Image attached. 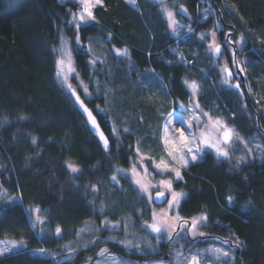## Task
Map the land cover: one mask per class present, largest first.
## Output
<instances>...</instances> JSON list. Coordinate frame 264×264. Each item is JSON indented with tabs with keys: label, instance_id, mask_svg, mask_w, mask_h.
I'll list each match as a JSON object with an SVG mask.
<instances>
[{
	"label": "trees",
	"instance_id": "16d2710c",
	"mask_svg": "<svg viewBox=\"0 0 264 264\" xmlns=\"http://www.w3.org/2000/svg\"><path fill=\"white\" fill-rule=\"evenodd\" d=\"M101 1L93 10L96 21L79 30L83 44L81 47L74 44L72 49L76 68L85 82H92V71L88 63L90 55L83 45L93 35L108 40L107 36L112 34V41L119 47L130 45L138 69L153 67L162 83L171 84L174 98L188 101L190 92L184 80L200 81L201 70H205L209 96L234 114L232 119L239 128L253 132V122L244 119L235 89L211 86L218 75L205 60L203 44L194 32L172 38L165 18L150 0H137L148 19L147 25L140 13L124 0ZM198 2L185 1L187 15L181 14L186 21H190ZM211 2L223 26L233 30L235 37L240 34L247 39L240 57L244 58L248 80L256 95L263 97L264 0ZM71 9L75 10L76 4L60 0H0V183L8 189L9 197L23 194V207L4 210L6 202L0 201V239H22L29 250L21 255L0 257V264H56L65 255L63 245L75 238L85 223H99L104 213L110 214L98 209L103 202L110 208L115 203L112 196L116 195L112 193L116 185L110 176L116 172V166L127 167L136 156V132L127 131L118 138L111 135L108 115L97 114L94 100H85L110 141V149L105 151L56 79L53 48L58 44L62 25L67 36L74 40L73 28L65 23ZM193 24L200 30L208 27ZM176 43L187 54L180 52L179 61L169 48ZM225 58L228 62L232 60L228 52ZM100 102L103 104L104 99L100 98ZM261 124L264 127V119ZM33 137L36 144L31 142ZM67 163L76 165L80 171L72 173ZM182 176V181L173 182L174 190L187 194L180 201L179 215L189 220L202 213L208 217V226L201 228L206 235L189 236L190 242L203 238L194 245L206 247L229 239L231 247L240 250L234 251V264H264V161L253 160L237 169L205 151L203 159L183 170ZM120 180L124 187L129 181L123 176ZM97 189L99 196L93 199ZM131 189L134 192L135 188ZM229 196L233 198L231 204ZM133 199L132 193H124L119 202L121 208L117 209L134 214ZM32 206L46 212L50 230L57 225L62 228V238L50 233L41 235L28 226L24 209ZM237 238L239 246L233 243ZM163 245L162 249L167 251L168 243ZM40 248L55 256L35 253ZM102 248L134 260L169 262L159 253L139 254L118 242L102 240L79 250L71 264H83L88 256L95 260Z\"/></svg>",
	"mask_w": 264,
	"mask_h": 264
},
{
	"label": "rangeland",
	"instance_id": "374dc122",
	"mask_svg": "<svg viewBox=\"0 0 264 264\" xmlns=\"http://www.w3.org/2000/svg\"><path fill=\"white\" fill-rule=\"evenodd\" d=\"M150 1L153 4L157 5L158 11L165 18L167 23L166 25L167 30L169 32V35L172 36V38H178L184 36L185 34L191 33L187 31V26H191L198 41L201 44H203L202 52L204 53L205 60L209 61L208 63L213 67V69H215L218 75V80L217 81L214 80L213 81L214 83L211 86L214 87L216 86V88L218 87L227 88V89L232 88L229 85H225L221 83V78L223 73H221L219 68L217 67V65L223 66V64L226 61L228 67L234 70L235 64L233 63V59L231 60V62H228L227 59L225 58L227 52L230 53L231 58H233V53L235 54L236 60L239 62L240 66L243 67L244 69L243 73L247 74V68L244 62V58L240 57V51L246 45L247 39L243 36L244 38L243 43H239L238 41L240 40L241 35L237 34V37H235L236 33L233 30L227 29L228 27L226 28L223 26V24L218 19L215 5L212 4L211 2L212 0H199V2L196 5L195 13L194 14L192 13L193 16L190 18V21H186L183 15L181 14L182 12L180 11V6L182 5L184 7L186 0H165L169 8H171L174 12L177 13L176 19L179 21V23L185 25V28L178 30V35H173L170 27L168 26L166 17L161 12L160 7L158 6V0H150ZM60 2L62 3L73 2L74 4H76V9L75 10L71 9V11L76 12L79 10L76 0H60ZM136 4L139 10L133 8L132 6L131 7L140 13L143 23L147 25L148 19H146V15L145 16L143 15L144 13L141 10V7L138 4L137 0H136ZM205 9H208V11L205 12L204 11ZM205 16H207L206 20L204 19ZM65 20H66L65 23L72 27L71 24L67 23V21L71 20L70 14L68 15V18ZM193 22L197 23L198 25L205 24L208 27L206 29L200 30L194 27ZM213 30H215L216 32V42L218 44H222L224 48V51L222 52L220 59L215 58L214 56H211L210 58L211 54L207 50V45L208 43L211 42V32ZM200 33L206 34L203 40L200 39ZM109 35L111 36V39H109ZM109 35L107 36V39L109 41L105 40L100 36L93 35L89 38L88 42L83 45L86 51L88 45L89 44L91 45L92 52L91 54H89L90 60L93 58H99V61H103V63L102 64L98 63L96 66L97 68L101 69V71L99 72L93 73V70L91 68L92 76H95V78L99 80L100 90L98 92L96 91V85L94 81L90 82L89 84L84 81L89 85V91L92 92V96L90 98L85 99L82 92L81 95L86 101L94 100L95 102L94 108L96 109V111H97L96 108L97 105H99L100 108L105 109V112L102 114L108 115L111 124L112 125L115 124L116 128L118 129L119 136L125 133L123 131L124 128H127L128 131L131 130L135 131L137 134L136 145L137 142L139 141L141 152L147 156L154 157L156 161L159 162L162 154V145L160 143L159 137L161 135L162 125L165 122L167 113L173 112V114L176 115L177 112L183 111L178 108L177 104L173 103L174 101L183 102L186 106H188L189 100L185 102L180 98H174L170 92L171 84L165 81H163L164 83H162L158 78L160 77V75L158 74L157 71L153 69V67L151 68L146 67V69L144 70L138 69V67L133 62L132 54H131L132 50L130 45L125 44L119 47L112 41L113 38L112 34ZM61 37L68 40L73 49V45L75 44V42L74 40H72L70 37L67 36L65 31V25L61 26V30L59 32V41L58 44L55 46V48L60 46ZM82 44L83 43L81 42V45ZM75 46L77 45L75 44ZM124 48H127L129 50L130 58L116 55L115 49H124ZM169 48H170V52L178 55L176 57V61L180 60L179 57L180 52H183L185 55H187L183 50V48L179 47L177 43L176 46L171 44ZM173 50L176 51L174 52ZM169 61L170 60H167L168 63ZM201 73H203V77L200 81L196 79L187 78V80L189 81L196 80L201 86V92L199 93L198 96L201 107L204 109L205 112L211 113L213 117H219L223 119L230 127H234L239 132V134L244 138V140L248 141L247 147L252 149V152L249 153L247 152L244 144L237 142L231 149L233 159L227 162L231 165L232 168L238 169V167L235 166L236 165L235 158L241 155L247 157L246 161L241 164L249 163L253 160L264 161V152L256 148L257 144L264 145V127L261 124V121L264 119V96L262 97L256 95L255 90L251 86L249 80L246 81L247 88L251 87V91L249 92L248 96L241 95L238 90H234V92L237 94V96L240 99V103L242 104L243 111L241 113L244 119L246 118V121L253 122V126H254L253 132L252 133L245 132L244 129L239 128L234 123L232 119L234 117V114H232V112L228 108H224L222 105H220V103H218L214 99V96L213 97L211 95L209 96L210 87L208 91L206 86L207 84L205 82V77L207 76V74L205 70H201ZM80 78L82 79L81 75ZM71 82L74 86L77 85V81L75 79H73ZM78 91H80L79 88ZM188 91L190 92L189 89ZM190 96H191V92H190ZM100 98L104 99L103 104L100 102ZM183 116L185 120L190 119V113H188L187 111H183ZM174 123H175V127L177 128L183 127L186 132L188 131L186 125H182L181 123L175 121ZM205 151H211L212 153H214V150L211 149H207ZM135 161H136V156L131 158L129 165L127 167L116 166L115 169L123 168L125 170H128L131 167V163ZM145 163L148 164V161H145ZM68 164L69 163H67V165ZM148 171L149 173H153V168L151 164H148ZM113 175L117 177L118 183L117 181H113L111 179ZM112 176H110V180L112 183L116 185L117 188V190L115 188L112 193V195H116V196H112L115 201V203H113L112 205L113 208L107 207L105 202L101 203L98 209L102 213L108 210L110 211V214L104 213L99 223L96 222L85 223V225H83L78 230L76 237L65 243V244L71 243V245L74 248L78 249V251L73 253L72 259L76 256L79 250H81L82 248H87V247H83V245L87 244L89 247L90 245H92L89 243L92 240H96L97 242L102 240L114 241L108 239L109 237H115L116 240L114 242L123 240V241H131L133 244L140 245L141 250H137L135 248H131V249L126 248L131 252H135L139 254L159 253V255L161 254V256L164 257L168 256L167 261H169L170 264H175V251L177 250L182 251L186 256L189 254L190 250H192L193 252L196 249H200L201 251H203L204 249L210 246L224 247L226 250L229 248V245L222 244L220 241L212 242L208 244V246L206 247L200 245H194L200 242L203 238L190 242V240L188 239L190 235L184 236L183 238L179 239L178 242L170 243L165 239V240H161L158 243L157 240L155 239L156 234L152 233L149 229L143 227V225L145 224V222L151 223L152 221L151 214L154 210L157 213H160L162 209H167L168 207L167 203L158 206L156 205L157 206L156 207L154 205L153 200L149 201L147 199V194L141 192L138 186L132 182V180L130 179V175L125 176L124 173L115 172L114 174H112ZM122 176L129 179L125 187L120 180ZM165 178H170V176H160L154 174L153 177L151 178V182L155 184L158 180ZM110 188L112 189L114 187L110 186ZM130 188H135L134 192L132 189L130 190ZM150 190L152 195L156 192L155 188H152ZM124 193L126 195L132 193V195H134L135 199L131 201V204L134 207L132 211L134 214L130 212H121L120 209L119 210L117 209L118 207L121 208L119 202H120V198L122 199V195ZM96 196L97 197L99 196V189L95 190V195L93 196V199ZM168 198L170 199V197ZM143 206L147 208H143ZM176 212H178V209H175L173 210V212H170L169 216L174 215ZM113 225H118V227L113 228L112 227ZM44 229L45 230L43 234H47V233L51 234L54 230V229L50 230L47 223L44 225ZM82 229L83 231H81ZM200 231L203 230L200 229ZM164 243H168L167 247L169 248H165V250L167 249V251H164V249H162L164 247L163 245ZM149 244L152 245V248L155 249V251L148 249ZM182 245L184 247H181ZM234 251L235 252L237 251L236 246L231 247V254L234 256V260L230 261V264H234L235 262L236 255ZM62 252L65 253V255L68 254L64 250V248H62ZM113 254L122 258L124 261L127 262V264H162L158 262H151V261L146 262L143 260H134L128 257L120 256L116 253ZM205 255L207 254L205 253ZM89 258L90 256L87 257L86 262H84L83 264H96L97 260L104 259L102 257H99L98 255L95 260L92 259L89 260Z\"/></svg>",
	"mask_w": 264,
	"mask_h": 264
},
{
	"label": "snow or ice",
	"instance_id": "6c2138e0",
	"mask_svg": "<svg viewBox=\"0 0 264 264\" xmlns=\"http://www.w3.org/2000/svg\"><path fill=\"white\" fill-rule=\"evenodd\" d=\"M79 10L72 12L69 10L71 20L67 23L72 25L74 30V42L78 47H81L79 30L84 25H90L96 21L94 15V9L101 4V0H76ZM133 8L138 9L136 0H126ZM158 6L161 12L167 19L168 26L170 27L173 35H178V30L185 28V25L179 23L176 19L177 13L174 12L165 0H158ZM180 11L187 15V9L182 5L180 6ZM205 12L208 9L204 10ZM207 19V16L204 17ZM188 32H193L191 26H187ZM205 33H200V39L205 38ZM109 39L111 36L109 35ZM243 36L240 37L239 43H243ZM207 50L211 56L219 57L221 54V47L216 42V32L213 30L211 32V42L207 45ZM56 53L55 57V75L56 79L62 89L67 93L69 98L72 100L74 106L77 107L81 115L85 117V121L89 126V129L94 135H98L99 140L102 142V147L105 151L109 148V139L100 130V125L97 122L96 116L93 114L92 109H90L85 104V99L92 96V92L89 91V85L80 78V73L77 71L75 60L72 55V47L68 40L61 37L60 46L53 48ZM174 52L176 50H173ZM87 52L91 54L92 49L89 44L87 47ZM116 55L121 57L130 58V53L127 48L115 49ZM233 63L240 69L241 72L244 71L243 67L240 66L239 62L235 58L233 53ZM184 57L181 56V61ZM89 66L92 68L93 73L101 71L97 68L98 63H103L99 61V58H93L89 60ZM169 63H171L169 61ZM220 72L223 73L221 78V83L229 85L232 88L240 90V83H232L233 75L232 70L228 67L227 62L223 66L217 65ZM77 81V85L72 84V80ZM90 81H94L96 85V91L100 90L99 80L95 76L90 77ZM184 84L190 90L191 96L189 99V105L186 106L183 102L174 101L173 103L178 105V108L190 113V119L185 120L183 116V111L177 112L176 115L173 112H168L165 118V122L162 125L161 135L159 137L160 143L162 145V154L159 162L152 156H147L141 152L139 141L136 146V161L131 163V167L128 170L123 168H117V173H124L125 176L130 175V179L135 183L139 190L147 194V199L152 201L154 199L161 200L167 203V209H162L160 213L155 210L152 212L151 223L145 222L143 227L149 229L152 233H155V239L159 243L161 240H167L171 242H178L179 239L184 236L190 235L191 237L204 236L205 233L200 231L201 228L208 226V217L206 213H202L199 216H195L189 219L180 217L178 212L174 215L169 216L170 212L179 208L180 201L186 197V193L183 191L177 192L173 189L174 181H182V171L188 169L190 166L195 165L200 159H203L205 150H214L215 157L217 160L230 161L233 159L231 149L237 143L240 142L245 145L247 152L251 153L252 149L248 148V141L239 134V132L234 128L230 127L223 119L219 117H213L211 113L205 112L201 107L198 96L201 92V86L196 80H184ZM78 88L80 91H78ZM251 91V87L248 88ZM81 92L85 99L81 98ZM242 95V91L240 92ZM97 114H102L105 109L100 108L99 105L96 106ZM175 122H179L182 125H186L188 131L186 132L183 127H175ZM195 129V130H194ZM124 132L128 129L124 128ZM111 135L118 138L119 132L115 124L112 125ZM36 144V138H32L31 141ZM257 149L264 152V145L257 144ZM236 159V167H240V164L245 162L247 157L244 155L238 156ZM152 165L153 173H149L148 164ZM139 165V168H138ZM68 168L72 173H77L80 169L69 163ZM160 176H170V178L160 179L155 184L151 182L153 175ZM113 181H117V177L113 175L111 177ZM118 183V181H117ZM152 188L156 189L155 196L152 195ZM167 193V195H166ZM170 197V199L168 198ZM233 198L228 197V203H232ZM0 201H5L3 208L7 210L8 208H14L17 205L23 207V194L20 193L17 196L9 197L8 189L0 183ZM25 214L28 217V226L33 230H38L39 233H44V225L46 224V212L40 207H29L24 209ZM43 213V214H42ZM107 223V222H106ZM113 228L118 227V225H113ZM83 231V229L81 230ZM62 228L57 225L53 232L54 236L61 237ZM99 239V237H98ZM110 240H116L115 237H109ZM96 240H92L90 244H96ZM122 244L125 248H135L140 249L139 244H133L131 241H117ZM222 244L229 245L226 250L224 247L210 246L203 251L196 249L194 252L189 251L188 255H184L182 251H175V264H230V261L234 260V256L231 254V244L229 239H223ZM237 246L240 245L238 238L233 241ZM83 247H88V245H83ZM181 247H184L183 245ZM64 250L68 253L63 256L61 260H57L56 264H71L72 255L74 252L78 251L74 248L71 243L63 245ZM148 249L155 251L152 245H148ZM29 250L27 248V243L24 240H16L4 238L0 239V257H8L14 255H21L27 253ZM35 253L42 255H52L54 253H49L47 249L40 248L35 250ZM33 253V254H35ZM205 253L207 255H205ZM97 255L104 258L103 260H97L96 264H127L122 258L111 253L109 249H101ZM92 258L90 257L89 260Z\"/></svg>",
	"mask_w": 264,
	"mask_h": 264
},
{
	"label": "water",
	"instance_id": "95a60500",
	"mask_svg": "<svg viewBox=\"0 0 264 264\" xmlns=\"http://www.w3.org/2000/svg\"><path fill=\"white\" fill-rule=\"evenodd\" d=\"M220 45V47H221V54H220V56L219 57H215V58H220L221 57V55H222V52H223V45L222 44H219ZM236 66V65H235ZM230 68V67H229ZM231 69V68H230ZM236 69H237V71L239 72L238 73V81H236L235 83H237V82H239L240 83V89H242V86L243 87H245L246 88V86H245V75L243 74V72H241L240 71V69L236 66ZM232 70V69H231ZM233 72V71H232ZM232 75H233V73H232ZM233 79H234V76H233ZM246 91L248 92V90H247V88H246ZM248 94H249V92H248ZM82 98V97H81ZM83 99V98H82ZM85 104H86V102H85ZM87 105V104H86ZM88 106V105H87ZM89 107V106H88ZM90 108V107H89ZM91 109V108H90ZM93 114L95 115V113L93 112ZM96 116V115H95ZM85 118V117H84ZM96 119H97V122L99 123V125H100V130L104 133V135L105 136H107V134L105 133V131L103 130V128H102V126H101V124H100V122H99V120H98V118H97V116H96ZM93 133V132H92ZM96 138H97V140L99 141V143H100V145L102 146V142L99 140V137H98V135H94ZM108 137V136H107ZM103 148V147H102ZM110 149V141H109V148H108V150ZM155 194H156V192L153 194V196H155ZM166 195H167V193H166ZM153 202H154V204H156V205H162V204H164V202H162L161 200H158V199H154L153 200ZM239 248H238V250H237V252L239 253ZM166 258H168V256H166Z\"/></svg>",
	"mask_w": 264,
	"mask_h": 264
},
{
	"label": "flooded vegetation",
	"instance_id": "af4514ba",
	"mask_svg": "<svg viewBox=\"0 0 264 264\" xmlns=\"http://www.w3.org/2000/svg\"><path fill=\"white\" fill-rule=\"evenodd\" d=\"M232 71H233L232 73H233V76H234V79L232 80V83L234 84L236 81H238V73L239 72L237 71L236 66L234 67V70L232 69ZM243 74L245 75V86L247 88L246 81L248 80V74H245V73H243ZM246 88L242 86V89L239 90V91L240 92L242 91V93H243L242 95L248 96V92L246 91Z\"/></svg>",
	"mask_w": 264,
	"mask_h": 264
},
{
	"label": "crops",
	"instance_id": "0c3cea01",
	"mask_svg": "<svg viewBox=\"0 0 264 264\" xmlns=\"http://www.w3.org/2000/svg\"><path fill=\"white\" fill-rule=\"evenodd\" d=\"M126 2V0H124Z\"/></svg>",
	"mask_w": 264,
	"mask_h": 264
},
{
	"label": "bare ground",
	"instance_id": "6f19581e",
	"mask_svg": "<svg viewBox=\"0 0 264 264\" xmlns=\"http://www.w3.org/2000/svg\"><path fill=\"white\" fill-rule=\"evenodd\" d=\"M60 30H61V28H60Z\"/></svg>",
	"mask_w": 264,
	"mask_h": 264
}]
</instances>
